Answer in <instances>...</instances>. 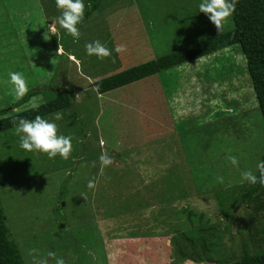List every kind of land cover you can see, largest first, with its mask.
Listing matches in <instances>:
<instances>
[{"label":"rangeland","instance_id":"rangeland-1","mask_svg":"<svg viewBox=\"0 0 264 264\" xmlns=\"http://www.w3.org/2000/svg\"><path fill=\"white\" fill-rule=\"evenodd\" d=\"M199 3L101 0L79 38L64 40L69 56L62 59L65 30L48 28L60 15L55 0H0V112L34 90L42 91L14 112L46 104L60 94L57 86L70 90L74 105L58 121L44 117L72 137L67 159L21 149L14 129L0 133V200L26 264L33 256L47 264H221L238 258L234 237L251 248L264 239L259 230L249 235L252 206L243 203L252 184L240 173L258 174L264 120L239 46L107 94L95 89L234 29L230 16L218 30ZM95 40L125 51L88 56L85 44ZM10 71L24 73L27 91L19 98ZM101 153L113 160L103 169ZM187 205L192 223L181 211ZM259 218L264 224V212Z\"/></svg>","mask_w":264,"mask_h":264},{"label":"trees","instance_id":"trees-1","mask_svg":"<svg viewBox=\"0 0 264 264\" xmlns=\"http://www.w3.org/2000/svg\"><path fill=\"white\" fill-rule=\"evenodd\" d=\"M100 2L101 0H87L85 4L86 10L84 18L82 22L77 25V27L85 23L89 19V17H91L92 13L100 8ZM231 16L234 24V29L231 32L201 42L197 45L189 46L185 49H182L171 55H166L165 57L152 61L150 63L134 67L131 70L123 72L121 74L114 75L110 78L95 82V89L99 94H107L113 90L125 88L129 85L144 81L149 77L168 72L175 67L177 68L178 66H182L188 63H194L199 59L211 57L217 52L239 46L241 49V53L246 60L248 74L251 79L255 96L264 120V0H235V10L231 14ZM52 37L54 38L55 36ZM71 38L72 37L66 34V32L64 33V31H62V35L59 38V41L61 42V45L59 46H61L64 50V55H61L62 59H64L65 56L66 58H68L69 56L68 48L65 49L66 46L64 47V40L67 41V45L69 42L71 43L73 39ZM59 41H57V44ZM66 69V66L65 68L62 67L60 72L63 71L66 75ZM54 82H56V80ZM61 85L62 83H60V87ZM43 90L45 91V88H43ZM54 90L55 92H60V94L54 100L46 104L39 105L18 113L14 112L15 110H17V108L23 106L25 103H29L42 91L34 90L25 95V97H23L17 104H14L11 108L12 111H1L0 133L14 129L13 121L18 120L20 117L26 119H34L36 115H40L44 118L67 108L72 109V106L74 105L70 102V100L73 99L70 90L68 88L59 89L58 86L56 87V89L54 88ZM7 113H10L9 116H7ZM262 160H264V156L262 157ZM257 176H259V173L257 174ZM171 193L172 195H176L175 192ZM167 198H169V203L175 201V198L166 196L165 202L168 201ZM224 203L226 202L223 198L222 200H220V204ZM243 203H245V205L247 206H252L250 208V216L249 218H247V227L250 228L249 235L253 236V234H261L257 233V230L261 231L264 235V229H261L262 227H260H264V224L260 223L259 218V213L264 212V187H261L259 184L252 185L243 195ZM181 211L187 214L186 221L192 223L193 220H191V216L193 215L188 205ZM125 221H127L126 218L124 219V222ZM143 221L146 222L145 220ZM200 222H202L201 219ZM199 226L202 228L206 227L201 225ZM142 227L145 226L143 225ZM142 227L140 225V229ZM253 231L256 233H253ZM233 244L234 252L236 255H238V258L227 260L226 262L223 261V263L221 264H264L263 238L253 248L250 247L247 241L241 239V241L239 242L235 237L233 238ZM236 250L240 252H237ZM0 264H26L22 258V252L20 251L18 245H16L14 243V240L12 239L11 232L7 225V217L2 208L1 200Z\"/></svg>","mask_w":264,"mask_h":264},{"label":"clouds","instance_id":"clouds-1","mask_svg":"<svg viewBox=\"0 0 264 264\" xmlns=\"http://www.w3.org/2000/svg\"><path fill=\"white\" fill-rule=\"evenodd\" d=\"M55 5L60 10V15L55 18L54 22L48 27L55 31V24L65 30L66 34L73 39H78L80 32L79 25L85 14L84 0H55ZM199 12L207 15L208 19L219 30L222 22H225L235 10V0H200L198 4ZM86 54L95 56L97 59L109 57L114 51L119 54L125 51L123 45H116L113 49H109L99 40L85 44ZM8 83L12 85L13 94L19 98L26 91V81L24 73L21 71L8 72ZM62 119L60 112L54 113V120ZM14 132L19 137V146L23 150L36 151L44 153L49 159L59 155L62 159H67L72 152V137L58 134L57 124L49 119H45L40 115H36L34 119H26L20 117L13 121ZM101 169L113 163L111 156L101 153L98 157ZM233 166L238 167V160L235 156L228 157ZM256 170L259 173L257 176L252 170H244L240 173L241 182H247L252 185L259 184L264 187V160L256 163ZM217 180L222 182V177H217ZM96 182L94 179H89L87 188L94 190ZM33 253L37 250L32 249ZM55 254L48 252V257H53ZM32 264H47V261L42 258L33 256ZM55 264H65L63 258H56Z\"/></svg>","mask_w":264,"mask_h":264},{"label":"water","instance_id":"water-1","mask_svg":"<svg viewBox=\"0 0 264 264\" xmlns=\"http://www.w3.org/2000/svg\"><path fill=\"white\" fill-rule=\"evenodd\" d=\"M62 85H63V88H64L65 85H66V79H65V77H64V79H63ZM62 206H64V205H62Z\"/></svg>","mask_w":264,"mask_h":264}]
</instances>
